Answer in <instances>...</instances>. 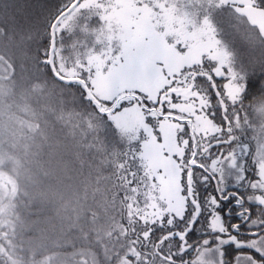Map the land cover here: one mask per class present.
<instances>
[{"label":"snow or ice","instance_id":"6c2138e0","mask_svg":"<svg viewBox=\"0 0 264 264\" xmlns=\"http://www.w3.org/2000/svg\"><path fill=\"white\" fill-rule=\"evenodd\" d=\"M0 41V264H264V0H0Z\"/></svg>","mask_w":264,"mask_h":264},{"label":"trees","instance_id":"16d2710c","mask_svg":"<svg viewBox=\"0 0 264 264\" xmlns=\"http://www.w3.org/2000/svg\"><path fill=\"white\" fill-rule=\"evenodd\" d=\"M20 2L23 3V0H20ZM50 2L53 3V4H55V3H58L59 0H50ZM63 36H64V44L67 46V43H65L66 40H67V37L64 34H63ZM68 36L70 37L71 40L72 39L73 40L76 39V37L71 36L70 34ZM45 39L46 38L44 36H41L39 42L41 44H44L45 43ZM5 51L8 52V55L5 57L7 59L8 56H11L12 55L11 46L9 44H7L6 42H4V41H0V54H4ZM25 54L30 55L31 53H17V55H25ZM65 55L69 56L68 51H67V48H66V51H65ZM223 82L224 81H218V83H221V84ZM193 239H195V237ZM186 258H189V257H186Z\"/></svg>","mask_w":264,"mask_h":264},{"label":"rangeland","instance_id":"374dc122","mask_svg":"<svg viewBox=\"0 0 264 264\" xmlns=\"http://www.w3.org/2000/svg\"><path fill=\"white\" fill-rule=\"evenodd\" d=\"M64 35L67 37V40H66V42L65 43H67V46L68 45H71L72 44V42H73V39L71 40L70 39V37L68 36L69 34L68 33H64ZM67 51H68V54H69V56L71 55V51H70V49H68L67 48ZM65 54V53H64ZM67 56V55H66Z\"/></svg>","mask_w":264,"mask_h":264}]
</instances>
